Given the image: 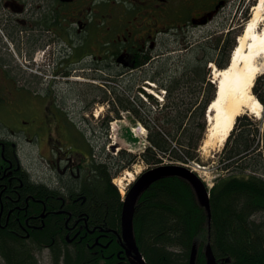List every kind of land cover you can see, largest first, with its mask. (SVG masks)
I'll use <instances>...</instances> for the list:
<instances>
[{
    "label": "flooded vegetation",
    "instance_id": "1",
    "mask_svg": "<svg viewBox=\"0 0 264 264\" xmlns=\"http://www.w3.org/2000/svg\"><path fill=\"white\" fill-rule=\"evenodd\" d=\"M236 2L0 0V236L35 248L44 235L51 241L41 249L49 254L58 237L86 250L97 264H131L135 253L129 251L120 217L112 228L85 210L89 194L99 197V165L108 166L112 177L115 164L101 159L100 132L91 131L85 118L95 115L102 98L82 103L77 94L68 103V77L164 74L163 61L169 58L164 37L170 33L178 39L219 15L237 12ZM106 106L101 136L104 124L117 120L116 110L132 108L130 103ZM136 247L140 255L137 242Z\"/></svg>",
    "mask_w": 264,
    "mask_h": 264
},
{
    "label": "trees",
    "instance_id": "2",
    "mask_svg": "<svg viewBox=\"0 0 264 264\" xmlns=\"http://www.w3.org/2000/svg\"><path fill=\"white\" fill-rule=\"evenodd\" d=\"M231 47L233 49L234 45H218L212 53L204 50L205 57L187 62L178 76H145L166 91L165 102L156 111L145 108L141 103L142 108H139L145 115L136 109L138 104L129 100L134 94L133 86L122 84L124 80H118L123 74L111 75V81L120 83L124 91L119 93L117 88L109 86L111 103H130V111L142 118L139 120L147 130L148 146L140 156L146 165L161 164L163 159L183 164L192 161L199 163L198 148L206 131L205 111L213 101L216 90L210 81L211 74H207L208 71L205 70L206 65L212 62L218 69L226 68L229 54L224 53L227 49L230 51ZM215 55L219 58L216 59ZM223 55L224 58H221ZM102 79L104 80L103 77ZM252 90L258 100L264 103L262 78L256 80ZM119 94H124L126 101ZM151 117L152 120L149 119ZM246 120L245 115L237 117L222 149L220 160L225 173L215 179L209 191V227L206 213L198 205L193 189L181 178H163L141 195L133 217V229L138 248L147 264H188L194 243L198 244L196 264H206L203 255L206 243L210 244L217 260L228 259L225 264H264V160L262 152L253 154L257 146L252 151L258 134L255 125L242 124L243 128L234 137L232 146H228L238 125ZM262 150L264 152V128ZM116 159L119 163H132L135 156L123 151ZM118 167L124 166L119 164ZM248 169H252V173H246ZM98 171L99 197L92 199L89 194V207L85 210L90 217L99 218L98 222L103 225L117 228L122 206L121 196L111 183V177L107 174L108 167L100 164ZM56 240V246L51 247L52 264H97L96 259L87 254L86 250L62 243L58 237ZM50 241V238L42 235L35 241L36 247L32 248L30 242L2 235L0 259L4 264H38L33 256L34 252L40 254L43 248L41 244Z\"/></svg>",
    "mask_w": 264,
    "mask_h": 264
},
{
    "label": "rangeland",
    "instance_id": "3",
    "mask_svg": "<svg viewBox=\"0 0 264 264\" xmlns=\"http://www.w3.org/2000/svg\"><path fill=\"white\" fill-rule=\"evenodd\" d=\"M237 4H239V8L237 9V12H234V10L230 12H226L222 15L217 16L207 24L200 25L198 27H195L189 31H186V33L179 35L178 39L171 37V34L168 33L164 37V39L167 40V46H165L166 55L169 58H165L163 61V66L165 68L166 75H176L181 74L182 68L185 69V64L187 62H191L194 58H204L206 55V52L212 53L218 45H236L237 37L241 35L245 23L250 18V11L253 5L256 4L254 0H236ZM206 50V52H204ZM232 51V47L230 51L225 50V53H228L230 55ZM214 55V54H212ZM224 55L221 56V58H224ZM216 59L217 55H215ZM206 65V71L207 74H212V69ZM178 69V70H177ZM74 75L73 77H76L77 81L71 80V78L68 77V94H66V98L68 103H73L76 101L77 94H82V103H85L91 99H101L106 98L105 101H108V103L112 102V99L110 98L111 94L108 91L109 86H113L119 90V93H124L122 86L120 83H113L111 80V75L114 74H99L98 78H93L91 74L83 75V74H71ZM149 74H123L121 77H118V80L122 81V84H127L128 86H133L134 88V94L130 96V101L132 103L138 104L135 107H141L142 104H145L146 106H149L154 104V101L151 99H148V103L142 100L140 95L137 93L139 90L138 87H140L141 90L145 91V89H151L153 92L159 95L160 98H162V94L158 92L156 87L151 88L146 84L145 76ZM104 78V80L102 79ZM262 78L264 81V74H261L257 77ZM214 82V81H213ZM147 86V88H146ZM156 86V85H155ZM121 99L123 101H126V96L123 94H119ZM125 96V97H124ZM256 97V95L254 94ZM138 98V99H137ZM140 100V101H139ZM259 101V100H258ZM165 102V98H164ZM260 102V101H259ZM81 103V104H82ZM262 105V118L257 119L252 114L245 112V116H247L246 121H242L236 131L234 132L229 145L232 146L234 137L237 136L239 131L243 128L242 124H256L259 126L258 134L260 128H262V124L264 123V103L260 102ZM96 111H94V116L89 115L85 118L89 119L90 125L89 128L92 131H98L101 133V123L100 120L102 119L103 115H108V110L106 104H98L96 107ZM139 109V108H138ZM84 114H87V111H84ZM243 116V115H242ZM155 118L156 115H153ZM153 117L150 119L152 120ZM121 122L119 121H112L113 122V128L111 129L110 124L106 127V131L104 132L103 136L100 135V139L97 143V149L101 150L103 147L104 155L100 154L102 158L109 159L110 157L115 156L116 148H120L118 151V154L122 151H125V149H130L131 152H126V154H133L135 156V161L131 165H129V169H127L129 172H143L145 169H147V165L138 158L139 153L143 150L144 147V136L147 133L145 131V128H143L140 124H137L134 120L129 117L128 113L120 112L118 117ZM123 122V123H122ZM78 127L85 133H87L86 126L83 123L77 124ZM144 132V133H143ZM109 134L114 137L109 138ZM257 134V135H258ZM256 135V136H257ZM260 135H262V132H260ZM207 132L204 134L203 140L200 144V147L198 148L197 153V159L199 160V166L200 168L196 167V164H187V166L192 167L195 169V172L197 175L203 180L208 187H211L215 181V179L220 175L221 176V157H222V148L223 147H217L216 144H211L208 146L205 150H202L201 147L203 145L204 140L206 139ZM126 137H131L130 141ZM256 142V141H255ZM254 142V143H255ZM114 150H112V147L109 146V144H113ZM214 147H213V146ZM253 146H255L253 144ZM252 146V151H254V147ZM108 148V149H107ZM204 151V152H203ZM251 151V157L255 152L252 154ZM110 156V157H109ZM24 165L27 166V159L23 158ZM172 161L169 159H164L163 164H171ZM134 164V165H133ZM125 174V173H124ZM119 178V177H117ZM116 178V179H117ZM114 179V184L117 185V180ZM126 180V179H125ZM128 181V179H127ZM124 188L126 186L125 181L121 184ZM117 187H119L117 185ZM120 188V187H119ZM120 190V189H119ZM121 193V192H120ZM125 193V191H124ZM124 195V194H123ZM34 258L38 259V264H51L50 261V255L47 250H43L41 254H37L34 252ZM0 264H4L3 261L0 259Z\"/></svg>",
    "mask_w": 264,
    "mask_h": 264
},
{
    "label": "bare ground",
    "instance_id": "4",
    "mask_svg": "<svg viewBox=\"0 0 264 264\" xmlns=\"http://www.w3.org/2000/svg\"><path fill=\"white\" fill-rule=\"evenodd\" d=\"M255 2L244 32L237 39L230 65L221 70L213 67L212 81L216 84L217 96L209 106V125L202 150L211 144L223 147L237 117L245 112L257 119L262 118V105L251 93L257 77L264 74V0ZM133 176L126 171L124 177L116 179L121 194H124L121 184L125 179L132 181Z\"/></svg>",
    "mask_w": 264,
    "mask_h": 264
},
{
    "label": "water",
    "instance_id": "5",
    "mask_svg": "<svg viewBox=\"0 0 264 264\" xmlns=\"http://www.w3.org/2000/svg\"><path fill=\"white\" fill-rule=\"evenodd\" d=\"M216 96L217 91L215 93L214 99H216ZM207 111H209V107ZM205 116L207 121H209L207 112ZM167 177H179L191 186L194 191L197 203L201 208L204 209L207 217V223L208 225L210 224L211 208L209 192L204 183L194 172H192L189 168L181 165H160L145 171L128 190L122 205L120 215L122 234L126 243L130 247L129 251L130 249H133L132 252L135 253V255L133 256L134 261H132L131 264H146L137 251L133 235L132 217L137 200L141 196V194L150 187L152 183ZM197 247V243H194L192 245L188 264H196V256L198 250ZM204 253L206 257V264H219L218 262H216L215 257L213 256L209 243L205 246Z\"/></svg>",
    "mask_w": 264,
    "mask_h": 264
}]
</instances>
